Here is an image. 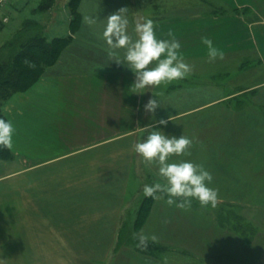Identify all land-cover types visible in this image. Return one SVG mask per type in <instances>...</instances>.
<instances>
[{
    "label": "rangeland",
    "instance_id": "374dc122",
    "mask_svg": "<svg viewBox=\"0 0 264 264\" xmlns=\"http://www.w3.org/2000/svg\"><path fill=\"white\" fill-rule=\"evenodd\" d=\"M40 1L0 2V18L7 19L0 21V46L25 19L35 18L47 26L49 39L76 37L82 43L76 40L74 43L82 46L83 53L94 46L106 49L103 22L89 26L85 16H81L79 26L69 0H57L47 12H38ZM122 1L131 7L129 18L134 23L178 16L184 20L190 16L235 15L242 20L239 31L237 24H233L236 22L224 23L226 30L235 35L233 43L241 44L239 52L225 51L223 60L212 63L208 58L184 60L192 66L187 77L145 89L144 105L154 95L162 107L154 116L141 109L145 119L138 126L151 125L152 130L168 136L179 138L183 134L192 138L191 155L172 157L170 162L189 160L203 164L213 176L209 187L218 189L220 202L215 208H202L193 200L185 211L167 205V195L157 193L163 198L154 199L146 222L135 230L144 186L164 183L157 168L143 163L134 151V145L143 142L147 132L143 128L142 136L135 132L60 158L63 141L58 116L57 61L45 68L30 89L15 92L0 105L9 119L7 105L13 103L12 113L16 116L14 121L9 119L14 126L13 136L19 134L22 140L36 138L34 143L30 142L35 151H44L47 145V153L42 156L27 144H22L20 151L21 142L17 140L18 152L12 146V156L0 160V261L3 264H164L166 256L167 264H264V121L261 120L264 64L259 52L264 44L254 49L253 40L247 42L251 36L248 25L264 20V0H257L260 2L257 7L246 0V5L237 8L233 0ZM102 14L101 19H105V11ZM260 32L264 35V29ZM72 42L65 50L77 52ZM123 51L119 50V54ZM205 102L210 105L196 106ZM161 118L168 120L166 126L155 123ZM29 152L30 156L23 155ZM109 153L114 155L110 157ZM92 177L96 183H92ZM130 181L133 187L126 198L130 202L123 206L124 193L121 197L117 195L118 185L123 182L122 190L126 192ZM125 222L132 234L155 235L156 247L161 250L150 255L131 244L118 246L119 230Z\"/></svg>",
    "mask_w": 264,
    "mask_h": 264
},
{
    "label": "crops",
    "instance_id": "0c3cea01",
    "mask_svg": "<svg viewBox=\"0 0 264 264\" xmlns=\"http://www.w3.org/2000/svg\"><path fill=\"white\" fill-rule=\"evenodd\" d=\"M233 2L236 8L247 4L246 0H233ZM248 2L250 5H253L252 3L254 2L256 7L260 6V2L257 3V0H250ZM121 8H127L126 16L129 21L127 34L132 37V39H136L134 31L136 23L131 20V17L129 18V16H131L129 12L131 7H128L127 4L125 5L122 0H82L79 11L83 17L86 16V12L90 17L96 18L97 23L103 22L104 26L102 27L105 28L107 23L106 18ZM95 11L98 12L96 13ZM102 11H105V19H101L104 18ZM132 11L134 10H131V12ZM183 19L184 20H181L178 16L165 17L158 21H154V30L157 39H170L167 33L169 30L173 31L176 39L179 40L181 44L180 54L183 60L192 61L193 59L208 58V49L201 42L202 37L211 39L213 46L223 53H225V51H240L241 44L237 42L235 45L233 43L235 35L228 29L226 30V25L224 24L227 20L234 21L236 23L233 24H237V31H239L241 27L240 23H242L239 17L235 15L208 17L190 16L189 18ZM197 27L199 28L197 29ZM248 28L251 32V36L247 39V42H252L253 40V45H255L253 46L254 49H256V45L264 44V35L260 32L264 29V20L262 22L249 24ZM258 29L260 31H258ZM227 32L229 33L226 35ZM75 40L79 41L78 43H82V41L77 40L76 37L72 40V44L78 49L77 52L65 50L55 65L57 69L60 67V76L57 80L58 82H56L59 88L58 90L60 91V111H58V116L60 117V140L63 141L62 146H67L66 148L70 149L68 152H65L64 149L66 148L60 146V158L94 149L97 145L107 144L109 141L122 136L132 135L135 132H140L141 136L144 134V127L138 126L143 124L145 119V115L141 109H143L144 106L143 92L146 88L135 89L134 86H132L135 80L133 72L127 67V64L123 65L114 62V58L109 57L108 51H106L108 48L107 46L104 51L94 46L92 49H89V52L83 53L81 52L82 46L74 43ZM89 41L92 42L93 40L89 38ZM97 42L98 41L94 43ZM226 44L227 47L225 46ZM259 50L264 64V49L260 47ZM123 56L124 51L122 54L118 55V58L123 61ZM76 69H78V71H76ZM62 70L64 74H62ZM39 87L40 86L33 88L32 94H34V91ZM24 95H26V93H24ZM11 104L13 103L7 105L8 108L10 107L9 119L14 121L16 115L12 113ZM209 105L208 102H205L196 106L208 107ZM67 124L71 125V129ZM61 125H63L64 128H61ZM65 132L67 135H65ZM19 137V134L12 137V146L16 152H18V146H16L18 140L21 142L20 151L22 150V144H27L29 148L31 147L37 154H42L43 156V154L45 155V153H47L45 152L47 150V145L44 146V151L34 150L30 142H33L36 138L27 137L22 140ZM48 140L49 139H47V141ZM88 153H90V151ZM29 154L30 152L23 155ZM111 155L114 154L109 153L110 157H112ZM108 162L112 165V159H109ZM92 167L94 169L92 170L94 173L93 175H95L97 173L96 164L93 163ZM134 169L135 167L133 166V172H135ZM102 172H104V169H102ZM92 179V183L97 182L93 177ZM124 187L125 185L123 183V188ZM131 187H133V183L130 181L127 184L126 192L122 190V194L124 193L122 205L130 202L126 201V198ZM135 196L136 199H138L137 195ZM123 206L121 208L122 211L120 210L121 212L124 211Z\"/></svg>",
    "mask_w": 264,
    "mask_h": 264
},
{
    "label": "clouds",
    "instance_id": "9594fccd",
    "mask_svg": "<svg viewBox=\"0 0 264 264\" xmlns=\"http://www.w3.org/2000/svg\"><path fill=\"white\" fill-rule=\"evenodd\" d=\"M126 12L127 8H121L106 18L107 23L102 37L108 46L109 57L114 58L117 64H127L133 72L135 80L132 86L135 89H145L187 77L192 71V66L184 62L180 54L181 44L173 31L169 30L167 33L170 39H157L154 22L148 19L136 22L134 28L136 39H132L127 34L129 21ZM84 21L89 26L97 23L96 18L90 16H85ZM201 42L208 49L210 63L224 59V53L213 46L211 39L202 37ZM121 49L124 50L123 61L118 58ZM160 107L161 102L154 95L143 106L145 113H151L153 116ZM155 123L166 126L168 120L161 118ZM144 129L147 132L146 138L134 145V151L142 158L143 163L155 166L158 176L164 181L145 185L144 196L161 199L163 197L156 194H166L167 205H175L176 208L185 211L191 207L193 200L202 208L217 207L220 202L219 192L218 189L209 187L213 176L203 164L189 160L170 162L172 157L190 156L193 139L183 134L179 138L168 136L162 131L152 130L151 125ZM13 132L12 122L0 118V147L12 148ZM133 239L138 241L136 247L141 250L147 249L149 240L153 243L157 241L155 235L148 236L142 232L134 233ZM163 262L167 264L166 256ZM0 264L3 262L0 261Z\"/></svg>",
    "mask_w": 264,
    "mask_h": 264
},
{
    "label": "trees",
    "instance_id": "16d2710c",
    "mask_svg": "<svg viewBox=\"0 0 264 264\" xmlns=\"http://www.w3.org/2000/svg\"><path fill=\"white\" fill-rule=\"evenodd\" d=\"M82 0H69V6L73 10L74 18L81 26V13L79 6ZM57 0H41L38 12L51 10ZM1 14V13H0ZM3 18H0L2 21ZM75 22V21H74ZM47 26L35 18H27L19 26L13 35L0 46V105L10 99L15 92L27 91L30 89L44 73L45 68L54 65L65 49L71 44L69 37H49L46 35ZM239 109V107H238ZM250 112V111H249ZM262 121L264 113L261 111ZM0 118L9 121L0 106ZM12 156L11 149L0 147V160L8 159ZM123 182L118 185V193L122 195ZM154 199L145 197L141 203L136 217V228L139 230L146 222L153 207ZM131 244L144 254L154 255L161 247L149 241L146 250L136 247L137 240L133 239L131 228L125 222L118 234V246Z\"/></svg>",
    "mask_w": 264,
    "mask_h": 264
},
{
    "label": "built area",
    "instance_id": "2783aa9c",
    "mask_svg": "<svg viewBox=\"0 0 264 264\" xmlns=\"http://www.w3.org/2000/svg\"><path fill=\"white\" fill-rule=\"evenodd\" d=\"M3 0H0V2H2ZM5 21L7 20L6 18L4 19Z\"/></svg>",
    "mask_w": 264,
    "mask_h": 264
}]
</instances>
